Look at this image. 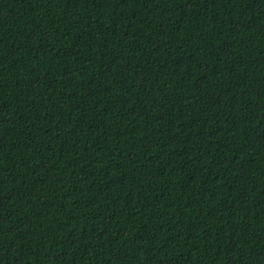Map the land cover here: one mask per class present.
I'll use <instances>...</instances> for the list:
<instances>
[{
  "label": "trees",
  "instance_id": "trees-1",
  "mask_svg": "<svg viewBox=\"0 0 264 264\" xmlns=\"http://www.w3.org/2000/svg\"><path fill=\"white\" fill-rule=\"evenodd\" d=\"M0 264H264V0H0Z\"/></svg>",
  "mask_w": 264,
  "mask_h": 264
}]
</instances>
